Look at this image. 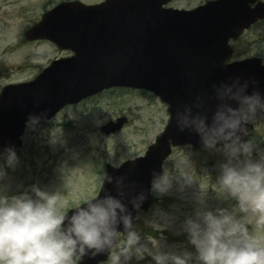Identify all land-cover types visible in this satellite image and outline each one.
<instances>
[{
	"label": "water",
	"instance_id": "1",
	"mask_svg": "<svg viewBox=\"0 0 264 264\" xmlns=\"http://www.w3.org/2000/svg\"><path fill=\"white\" fill-rule=\"evenodd\" d=\"M170 1L59 4L26 33V39L47 40L60 50L72 51L74 56L52 62L34 80L9 85L0 95V158L7 156V149L16 151L22 146L21 138L29 122L50 121L65 106L78 104L104 90L143 89L169 106V125L145 157L128 161L119 169L107 167V175L123 176L129 185L123 202L132 219L130 230L135 229L136 215L149 210L153 179L163 177V164L173 148L190 145L195 152L204 148L196 133L180 131L175 113L184 105L193 104L197 95L211 98L213 84L236 77L255 79L264 92L261 59L226 64L232 56L229 41L264 20V2L218 0L193 11H182L165 9L163 6ZM215 103L209 99V117ZM126 122L125 118L110 122L102 132L107 136L115 134ZM247 129L245 141L254 135L253 123H248ZM105 190L117 195L115 185L104 181L100 194ZM140 193L145 199L137 209L130 201ZM128 231L122 222L117 226V232L124 237ZM116 244L117 236L112 249ZM112 249L85 257L81 264L104 263Z\"/></svg>",
	"mask_w": 264,
	"mask_h": 264
},
{
	"label": "rangeland",
	"instance_id": "2",
	"mask_svg": "<svg viewBox=\"0 0 264 264\" xmlns=\"http://www.w3.org/2000/svg\"><path fill=\"white\" fill-rule=\"evenodd\" d=\"M81 1L97 5L105 0H0V91L7 85L33 80L56 59L69 57L48 42L27 43L25 32L37 24L52 7L62 2ZM211 0H175L173 8L193 9ZM47 10V11H46ZM233 60L259 57L264 62V21L254 25L237 41H232ZM126 117L122 131L106 136L101 127L109 121ZM168 106L147 92L130 89H111L83 103L63 110L46 124L31 123L23 137L24 146L16 152L17 162L9 166L6 157L0 159V199L30 192L33 185L49 194L59 193L63 211L69 212L85 200L98 196L104 184L106 165L120 166L129 160L145 156L169 123ZM258 136L250 141L256 149L253 159L264 151V120L253 123ZM177 158H187L184 173L176 167ZM226 162L222 152L203 149L193 152L190 147L174 150L164 163V175L169 176L166 192L152 191V205L147 213L137 215L136 232L140 243L162 252L195 253L183 225L203 210L227 209L239 218L237 201L219 193L218 179L221 164ZM157 225L159 227H157ZM249 232L264 243V224L249 214ZM125 239L119 244L108 264L117 260ZM122 264H156L151 255L138 258L133 253Z\"/></svg>",
	"mask_w": 264,
	"mask_h": 264
},
{
	"label": "clouds",
	"instance_id": "3",
	"mask_svg": "<svg viewBox=\"0 0 264 264\" xmlns=\"http://www.w3.org/2000/svg\"><path fill=\"white\" fill-rule=\"evenodd\" d=\"M212 88L211 98L197 95L193 104L178 110L175 122L180 131L196 133L205 148L224 154L226 162L221 164L216 190L235 199L243 216L238 218L234 211L223 208L199 211L183 225L195 253L162 252L158 245L154 251L130 230L132 219L123 202L129 185L123 176L104 177L115 185L116 196L105 190L76 206L70 215L63 211L59 193L49 194L33 185L30 192L0 199V264H81L85 257L112 249L121 222L129 231L113 264H122L121 257L126 260L133 253L138 258L151 255L156 264H264V243L246 227L249 214L264 224V151L253 159L256 145L243 139L248 123L264 119V92L255 79L239 77ZM209 99L216 102L210 117ZM176 160V167L190 182L192 178L183 171L187 158ZM6 161L9 166L17 162L11 148ZM112 166L118 169L120 164ZM4 175L0 169V178ZM169 186L167 174L154 177L152 191L163 193ZM144 199L140 193L130 203L138 209Z\"/></svg>",
	"mask_w": 264,
	"mask_h": 264
}]
</instances>
